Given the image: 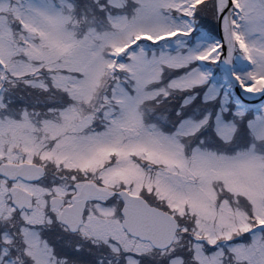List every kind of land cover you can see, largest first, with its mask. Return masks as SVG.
Wrapping results in <instances>:
<instances>
[{
    "label": "snow or ice",
    "instance_id": "snow-or-ice-1",
    "mask_svg": "<svg viewBox=\"0 0 264 264\" xmlns=\"http://www.w3.org/2000/svg\"><path fill=\"white\" fill-rule=\"evenodd\" d=\"M0 264H264V0H0Z\"/></svg>",
    "mask_w": 264,
    "mask_h": 264
}]
</instances>
